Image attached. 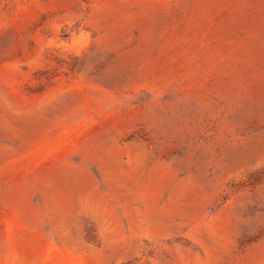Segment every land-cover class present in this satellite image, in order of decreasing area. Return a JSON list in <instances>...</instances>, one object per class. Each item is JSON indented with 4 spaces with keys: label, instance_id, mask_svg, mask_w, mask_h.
<instances>
[{
    "label": "rangeland",
    "instance_id": "1",
    "mask_svg": "<svg viewBox=\"0 0 264 264\" xmlns=\"http://www.w3.org/2000/svg\"><path fill=\"white\" fill-rule=\"evenodd\" d=\"M0 264H264V0H0Z\"/></svg>",
    "mask_w": 264,
    "mask_h": 264
}]
</instances>
